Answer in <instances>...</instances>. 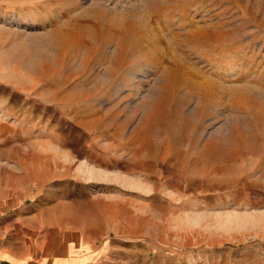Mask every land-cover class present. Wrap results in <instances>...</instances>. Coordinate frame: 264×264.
Segmentation results:
<instances>
[{"label": "rangeland", "instance_id": "374dc122", "mask_svg": "<svg viewBox=\"0 0 264 264\" xmlns=\"http://www.w3.org/2000/svg\"><path fill=\"white\" fill-rule=\"evenodd\" d=\"M129 12L154 26L152 51L175 54L222 88L264 92V0H0V246L30 264L55 250V235L78 228L92 240L78 264H264L262 151L245 149L225 170L186 143L170 142L175 162L153 152L146 118L163 76L148 61L98 108L60 102L69 89L56 87L55 72L39 81L41 61L56 67L60 56L51 24ZM67 46L64 75L82 64ZM104 67L86 88L106 80ZM196 105L192 98L182 113L192 117ZM217 105L201 119L200 140L230 139L237 127L244 140L264 134L249 113Z\"/></svg>", "mask_w": 264, "mask_h": 264}, {"label": "bare ground", "instance_id": "6f19581e", "mask_svg": "<svg viewBox=\"0 0 264 264\" xmlns=\"http://www.w3.org/2000/svg\"><path fill=\"white\" fill-rule=\"evenodd\" d=\"M70 19L64 21L62 25H57L55 22L51 24L53 26L51 38L60 42V56L57 58L56 67H53L47 59H43L39 66L41 74L39 81L42 84H46L48 75L55 72L59 77V85L56 87L69 89L59 97L60 102L70 103L74 109L90 106L98 108L96 106L102 99L111 97L120 80H123L122 82L128 80L127 74H129L128 70L131 71V67L138 66L139 62L148 61L147 64L156 65L163 76L156 101L146 118L152 125L145 128L144 138L153 152L158 150L169 153L167 155L175 162L178 152L175 155L171 154L175 149L170 146L173 140L177 144L186 143L188 148L196 149V153L201 156L213 158L220 170L230 168V163L237 160L245 149L262 151L261 160L264 162V134L249 136L250 139L244 140L240 138L243 132L237 127V135L227 140L212 136L204 140L199 139V129L203 125L202 117L209 115L211 109L213 110V107L220 103L249 113L254 119V128L264 131L263 91L248 85L222 88L210 76L196 70L175 54L166 58L165 55L152 51L149 46L153 42V34L156 30L144 20L142 15H135L132 12L121 13L115 18L108 17L103 24L99 20L87 18ZM69 42L74 46V58H81L82 64L77 71L64 75L61 67L65 64L63 55ZM110 46L112 49H109ZM81 50L82 56H80ZM100 64L105 66L106 80H96L92 87L86 88L90 76L96 75L93 68ZM178 89H182V92L179 96L173 97ZM224 95L227 96L226 99H223ZM171 97L173 102L168 106L167 100ZM192 98L197 99V105L193 116L189 117L182 113V107ZM170 116H175L176 121H171ZM174 124L179 129V134L175 137L169 131Z\"/></svg>", "mask_w": 264, "mask_h": 264}, {"label": "crops", "instance_id": "0c3cea01", "mask_svg": "<svg viewBox=\"0 0 264 264\" xmlns=\"http://www.w3.org/2000/svg\"><path fill=\"white\" fill-rule=\"evenodd\" d=\"M20 232V231H18ZM83 231L76 228L74 231H72L67 237L64 238L65 234H59L58 236L55 235V238L53 239L54 248L55 250H50V252H41L40 257L35 258L33 260H29L30 264H33L34 262L36 264H78L82 261L81 257L85 250L89 249L92 245V240L87 239L82 234ZM21 235V233H19ZM22 238L19 236V241H16L15 243H20ZM46 241L44 244L42 243L41 247H49L50 239H45ZM5 241H7L6 237L2 241L1 244H3ZM37 250L39 244L36 245ZM0 260L8 259L11 260L15 264H22L23 263V257L17 255V254H11L5 249V246H0ZM44 248V249H45ZM43 251V250H42ZM47 251V250H46ZM82 251V253H80ZM40 253V252H39ZM43 253V254H42ZM75 253H80L76 254ZM42 258V260H41ZM42 262V263H40Z\"/></svg>", "mask_w": 264, "mask_h": 264}]
</instances>
